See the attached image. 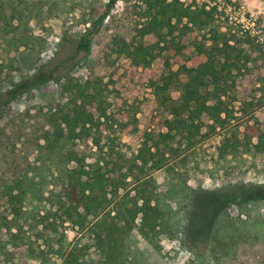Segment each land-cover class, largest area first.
<instances>
[{
    "label": "trees",
    "instance_id": "trees-1",
    "mask_svg": "<svg viewBox=\"0 0 264 264\" xmlns=\"http://www.w3.org/2000/svg\"><path fill=\"white\" fill-rule=\"evenodd\" d=\"M47 1L0 0V38L16 34L26 44L32 38L30 24L41 17ZM117 1L110 0L108 8ZM145 2L151 20L139 29V41L113 38L114 52L121 59L119 69L131 83L152 89L155 103L169 111L170 117L161 126L166 131L158 133L160 142L171 146V141L180 137L189 147H194L203 137L204 128L226 129L230 125L233 116L230 99L242 105L251 104L255 86L264 81V50L256 38L248 36L232 44L217 31L212 33L211 44L190 39L194 29L211 26L215 6H186L180 0ZM108 15L105 12L94 23L93 32L99 30ZM191 46L193 53L187 57L185 52ZM81 51H91L85 37L77 45V52ZM249 63L253 64L251 68ZM237 75L242 77L239 83H236ZM45 81V78L40 80ZM177 87L181 88L178 101L170 95ZM2 96L0 200L13 215L14 226L10 228L21 234L26 225L34 229L42 224L41 220L35 225L30 221L35 220L28 216L32 209L55 198L68 221L84 232L61 264H141L136 255L130 259L129 253L119 246L120 238L137 231L160 250V237L168 233L176 235L188 215L192 217L190 225L196 236H207L212 225L218 223L211 236L214 245L209 251L214 264H264V212L253 214L247 210L249 204L264 203V185H253L255 194L239 200L215 197L211 192L200 193L190 188L187 177L172 168L167 202L157 191L155 180L145 175L147 164L158 167L164 161L154 159L148 142L155 138L150 133L139 154L142 165L136 161L132 164L142 175L137 178L138 185L129 190L126 181L129 176L116 178L107 169L109 162L105 159L94 164L87 162L93 128L99 125V120L85 105L77 104L72 113H63L53 120L45 115L50 128L41 136L45 119L33 118L29 112L15 113L11 104L18 95L7 92ZM171 150L176 153L173 147ZM244 153L253 159L254 168L264 161V115L245 129L243 138L237 132L225 135L217 147L219 160ZM56 189H61L60 193L54 194ZM171 201L176 203V209ZM233 205L240 207V216L232 217L226 212ZM90 217L93 219L89 220ZM137 218H140L138 223ZM41 231L39 238L44 236ZM27 246L30 257L45 261L44 249L36 252L29 243ZM194 252L201 255L199 249L194 248Z\"/></svg>",
    "mask_w": 264,
    "mask_h": 264
},
{
    "label": "rangeland",
    "instance_id": "rangeland-1",
    "mask_svg": "<svg viewBox=\"0 0 264 264\" xmlns=\"http://www.w3.org/2000/svg\"><path fill=\"white\" fill-rule=\"evenodd\" d=\"M180 1L186 6L206 4L208 7H217L211 26L204 30L194 29L190 39L211 44L212 33L217 31L225 35L232 44L248 36L256 38L264 50V0ZM109 2L110 0H48L41 17L31 22L32 38L26 44L19 35L2 36L0 98L7 92L17 94L18 97L11 104L15 113L29 112L33 118L42 119L46 115L51 120L63 113H72L77 104L85 105L99 120V125L93 128L92 134L102 147L100 150L91 138L87 162L94 164L97 160L105 159L109 162L107 169L113 171L116 178L129 176L126 179L129 190L138 185L137 178L142 175L139 169H133L132 164L136 161L142 165L139 154L144 148L146 135L151 133L155 139L148 144L153 148L154 159L164 161L158 167L152 163L147 164L145 175L155 180L157 191L167 202L170 200L166 195L169 194L173 181L172 168L186 176L188 186L197 192H211L212 196L238 200L253 196V185H264V161L254 168L253 159L246 153L219 160L217 147L225 135L237 132L243 138L245 129L263 117L264 81L255 86L250 98L251 104L242 105L230 99L233 116L226 129L204 128L203 137L199 138L194 147H189L180 137L171 141V146L161 143L158 133L166 131L161 126L170 117L169 111L155 103L152 89L131 83L124 71L119 69L121 59L114 52L113 43L116 36L129 42L139 41V29L151 20L149 6L145 0H118L109 9ZM105 12L109 15L99 30L93 32L94 23ZM84 37L91 47L89 53L77 52L78 42ZM192 53L191 46L185 54L189 57ZM257 63L260 65L261 60ZM252 65L249 63L248 67L251 68ZM43 78L46 81L41 83ZM241 78V75H237L236 83ZM180 94L179 87L170 92L176 101ZM42 125L44 130L39 132L41 136L50 128L46 119ZM157 144L160 145L156 146ZM162 153L163 156L160 155ZM60 191L61 189H56L54 194ZM204 195L206 194L202 196ZM56 203L55 198H52L38 209L33 208L28 216L35 220L30 221L35 225L41 220L42 224L34 229L26 225L20 234L10 228L14 226V222H11L13 215L0 200L1 264L62 263L64 256L84 232L68 221ZM170 203L177 208L175 202ZM247 210L253 214L263 213L264 203L249 204ZM226 212L232 217L241 215V209L237 205L229 207ZM114 215L115 212L112 213ZM92 219L93 217L89 218ZM191 219L190 215L183 219L179 225L181 230L176 235H162L160 250L137 231L124 234L119 240V246L129 253L130 259L133 254L136 255L134 257L141 264H214L209 251L214 245L211 236L217 230L218 223L212 225L207 236H196L190 225ZM136 222H140V218ZM40 230L44 235L42 238H39ZM27 243L36 252L44 249L45 261L30 257ZM194 248L199 249L201 255H197ZM4 251L12 255H4Z\"/></svg>",
    "mask_w": 264,
    "mask_h": 264
}]
</instances>
